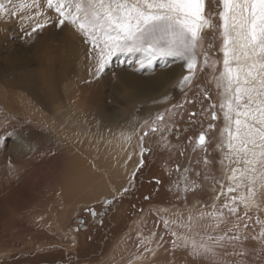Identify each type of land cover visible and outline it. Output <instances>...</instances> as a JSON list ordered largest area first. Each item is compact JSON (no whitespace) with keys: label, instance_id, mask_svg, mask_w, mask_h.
I'll use <instances>...</instances> for the list:
<instances>
[{"label":"rangeland","instance_id":"374dc122","mask_svg":"<svg viewBox=\"0 0 264 264\" xmlns=\"http://www.w3.org/2000/svg\"><path fill=\"white\" fill-rule=\"evenodd\" d=\"M208 7L214 8V4ZM47 15L55 21L54 12ZM33 22L21 21L7 12L0 15V253L11 252L0 264H126L125 256L120 257L121 251L119 260H109V254L115 242L130 231L133 222L143 219L144 213L166 207L173 214L174 223L169 226L188 217L175 214L190 211V215L198 217L202 212L213 213L215 189L223 181L221 149L226 133V119L219 107L226 97L215 82L217 54L223 42L219 27L208 66L203 65V54L198 50L199 64L191 85L185 89L189 97L195 95L198 105L185 103L169 118L166 109L181 103L185 96L177 85L188 72L179 57H156L150 66L141 69L140 53L119 55L95 78V61L89 58V44L80 33L68 24L57 28L53 22L31 36L26 35ZM216 23L220 24L219 17ZM204 34L209 35L207 31ZM205 92L209 99L203 98ZM211 104L216 107L211 109ZM72 106L79 107L92 129L104 126L100 117H110L117 127L130 125L136 158L133 173L117 194L88 204L75 203L72 211L65 213L66 203L55 196V190L49 186L51 181L46 182L42 172L62 154V146L49 126H57L58 115L68 114ZM192 111L198 115L190 117ZM211 111L216 113L215 120ZM161 112L165 113L163 134L159 130L153 134L150 125ZM145 120L147 124L143 123ZM193 123L199 124L198 131L177 138V132ZM209 124L214 127L209 129ZM145 131L149 134L141 143L140 136ZM201 131L207 132L204 148L194 143ZM30 141L33 144L29 145ZM141 148L145 149L143 155ZM56 164L59 172L62 159ZM106 200L111 203L106 205ZM91 210L97 215L93 216ZM46 213L61 217L60 221L43 223L45 226L38 228L39 236L33 235L24 224L31 227L29 218L38 221L37 217ZM202 223L215 221L205 216ZM224 227L223 224L215 231L210 229L211 235H223ZM69 228L75 231L74 247L68 245ZM239 231L248 239L242 247L233 249L229 245L223 250L235 252L222 257L225 264H264V240L252 230ZM131 242L133 250H140L135 240ZM119 249H123L122 245ZM202 263L206 261L193 258L189 248L174 249L172 245L143 264Z\"/></svg>","mask_w":264,"mask_h":264},{"label":"snow or ice","instance_id":"6c2138e0","mask_svg":"<svg viewBox=\"0 0 264 264\" xmlns=\"http://www.w3.org/2000/svg\"><path fill=\"white\" fill-rule=\"evenodd\" d=\"M210 3L214 4V8L208 7ZM49 11L56 14L55 21L47 15ZM6 12L21 21H34L31 30L26 33L29 36L53 22L57 28L65 24L72 26L89 44V58L95 61V78H99L113 57L119 55L140 53L143 56L141 69L150 66L156 57H179L188 72L177 85L185 96L181 103L166 109L169 118L175 115L176 110L183 109L185 103H196L195 95L189 97L185 89L194 79L198 50L203 54V65L208 66L209 53L215 48L219 27L223 41V68L215 80L216 87L226 97L219 105L228 121V126L223 130L228 137L226 147L229 153L235 151L237 164L253 165L243 170L231 169L232 176L228 179L235 181V187L230 184L226 193L241 188L246 174L256 172L255 164L260 163L264 167V159H261L264 158V0H20L19 3L6 0V3L0 2V15ZM20 13L26 14L18 16ZM39 17L42 19L35 20ZM217 17L219 25L216 23ZM206 31L209 34L207 37L204 34ZM212 66L215 68V64ZM203 98L209 99L206 92ZM209 107L214 109L216 105ZM189 115L195 117L198 114L192 111ZM210 115L213 120L216 119L215 111H211ZM164 120L165 113L156 114L150 125L153 134L158 130L163 134ZM143 123L147 124L148 121ZM213 127L209 124V129ZM148 134L145 131L140 136L141 143ZM196 144L205 147L206 131L200 132ZM257 148L259 152L255 151ZM144 151L141 148V155ZM248 179L254 182L255 177ZM188 187L186 184V191ZM220 187L221 194H225L224 185ZM254 195L249 185L248 196L232 195L216 212H202L198 217L189 215L181 219L179 226L186 231L182 243L177 245L174 241L173 248H189L193 258H201L206 264H225L222 257L234 255L235 252L223 250L229 245L233 249L242 246L243 241L248 239L239 231L241 227L247 229L248 225L238 223L237 201L244 205V215L247 216ZM104 203L107 205L111 201ZM223 209H227V213ZM91 211L93 216L97 215L95 210ZM205 216H210L215 223H202ZM221 224L225 225L222 229L224 234L211 235L209 230L220 229ZM258 237L264 240V230L258 233Z\"/></svg>","mask_w":264,"mask_h":264},{"label":"bare ground","instance_id":"6f19581e","mask_svg":"<svg viewBox=\"0 0 264 264\" xmlns=\"http://www.w3.org/2000/svg\"><path fill=\"white\" fill-rule=\"evenodd\" d=\"M217 55L219 67L216 77L223 68L222 51L220 50ZM58 117L59 126L53 124L49 127L52 130V136L57 138V142L62 146L59 151L62 154L53 159L54 163L49 168L47 167L48 169L44 170L42 175L46 182L51 181L49 186L55 190V196L66 203L65 213L72 211L75 203L88 204L103 197L117 194L124 187L127 179L133 173L135 166L136 146L131 126L126 125L123 128L117 127L110 117H100V120L104 122V126L92 129L93 126L90 127L87 120L84 119L82 111L76 106H72L68 110V114L62 113ZM46 124L49 125V123ZM224 126H228L227 120L224 121ZM129 136L130 139L128 138ZM227 140V133H225L224 146L222 149L220 147L221 163L223 166V181L221 184L224 185L225 194H221V187L215 189L214 198L216 202L214 204L216 207L212 209V212L221 209L227 197L232 195L248 196V187L250 185L255 195L250 200L247 216L244 215V205L239 200L237 201L239 207L238 215L240 217L238 223L248 225L247 229L241 227V230H252L255 234H258L262 228L264 229V175H262L264 173V167L260 163L255 164L256 172L246 174L243 186L233 193H226L227 187L230 184L235 187V181L228 179L229 176H232L231 169L238 168L239 170H243L244 168L253 167V165H244L242 162L237 164L235 151L233 150L232 153H229L226 147ZM31 144H33V141L29 142V145ZM255 151L259 152L260 149L257 148ZM61 159L63 161L62 170L58 172L56 163ZM248 177H255L254 182H251ZM56 180L57 183H55ZM218 195L219 199H217ZM197 208L195 207L194 209ZM223 211L227 213V209H223ZM190 213V211H187L175 214L174 216L185 217L189 216ZM46 215L48 216L47 218ZM172 216L173 214L168 213L166 207H161L159 211L144 213L141 217L143 219L133 222L130 231L115 242V246L111 249L108 259L111 261L118 259V252L121 251L120 257L123 258L125 256L126 264H143L157 258L162 250L172 246L174 241L177 245H180L186 229L181 228L179 224L169 226L168 224L170 222L174 223L171 220ZM37 218L38 221H35L33 218L28 219L30 222L32 221L31 227H28L26 223L24 224L36 236L38 235V228L45 226L43 223L51 220L60 221L59 219L61 217H57L52 213H46ZM230 219L235 220L234 217H230ZM37 222L40 224H36ZM220 227H223V224ZM74 232L73 228H69L68 233L71 241L68 245L70 247H74L76 244L74 242L76 237ZM173 233H176V235H173ZM210 233L212 234V231ZM125 236H129V238L127 239ZM133 240H135L134 244H137L140 250L135 251L132 249L131 241ZM120 245H122V250L119 249ZM10 253H0V260L9 258ZM129 253L130 255L126 258V255Z\"/></svg>","mask_w":264,"mask_h":264},{"label":"flooded vegetation","instance_id":"af4514ba","mask_svg":"<svg viewBox=\"0 0 264 264\" xmlns=\"http://www.w3.org/2000/svg\"><path fill=\"white\" fill-rule=\"evenodd\" d=\"M195 72H196V70H195ZM193 105L196 107L198 105V101L195 104H193ZM197 114H198V112H197ZM196 119H198V118H196ZM198 130H199V124L198 123H193L192 126H190L188 128H185V129H182L180 132H177V138L179 137V139H182L183 136H187V135H184V134H186V132L198 131ZM194 143H195V145H197L196 142H194Z\"/></svg>","mask_w":264,"mask_h":264}]
</instances>
